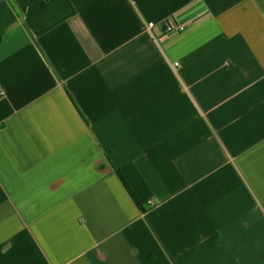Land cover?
Listing matches in <instances>:
<instances>
[{"label": "crops", "instance_id": "1", "mask_svg": "<svg viewBox=\"0 0 264 264\" xmlns=\"http://www.w3.org/2000/svg\"><path fill=\"white\" fill-rule=\"evenodd\" d=\"M0 264H264V0H0Z\"/></svg>", "mask_w": 264, "mask_h": 264}, {"label": "built area", "instance_id": "2", "mask_svg": "<svg viewBox=\"0 0 264 264\" xmlns=\"http://www.w3.org/2000/svg\"><path fill=\"white\" fill-rule=\"evenodd\" d=\"M146 32L151 33L157 41H162L174 35L187 32V28L178 22L168 20L165 22H147L144 26ZM176 66H179L176 64Z\"/></svg>", "mask_w": 264, "mask_h": 264}, {"label": "trees", "instance_id": "3", "mask_svg": "<svg viewBox=\"0 0 264 264\" xmlns=\"http://www.w3.org/2000/svg\"><path fill=\"white\" fill-rule=\"evenodd\" d=\"M116 175L118 176L119 180L121 181L122 185L124 186V188L126 189L128 194L130 195V197L132 198V200L134 201L136 206L140 208L141 206H140V203H139L136 195L134 194V192L132 191V189L128 185V183H127L126 179L124 178V176L122 175V173L119 171H116Z\"/></svg>", "mask_w": 264, "mask_h": 264}]
</instances>
